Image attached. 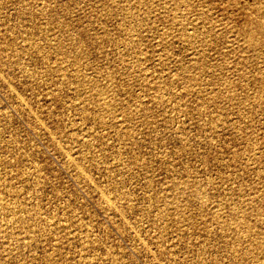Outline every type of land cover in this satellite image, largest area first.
I'll return each mask as SVG.
<instances>
[{
	"label": "rangeland",
	"instance_id": "374dc122",
	"mask_svg": "<svg viewBox=\"0 0 264 264\" xmlns=\"http://www.w3.org/2000/svg\"><path fill=\"white\" fill-rule=\"evenodd\" d=\"M0 264H264V0H0Z\"/></svg>",
	"mask_w": 264,
	"mask_h": 264
}]
</instances>
